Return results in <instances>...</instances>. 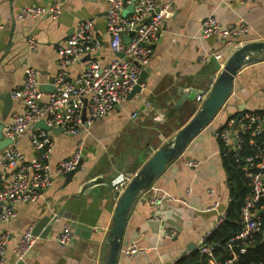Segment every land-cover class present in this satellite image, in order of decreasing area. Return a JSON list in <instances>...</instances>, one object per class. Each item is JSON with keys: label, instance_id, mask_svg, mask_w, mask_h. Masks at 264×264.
I'll return each instance as SVG.
<instances>
[{"label": "crops", "instance_id": "crops-1", "mask_svg": "<svg viewBox=\"0 0 264 264\" xmlns=\"http://www.w3.org/2000/svg\"><path fill=\"white\" fill-rule=\"evenodd\" d=\"M56 1L59 0H0L3 123L22 108L11 93L23 84L26 66L37 68L41 84L47 87L45 91H52L59 69L57 49L82 21L94 19L95 34L103 45L70 65L67 69L70 75L78 74L95 56L107 62L115 55L109 47L106 0H63V10L56 19L45 15L26 20L17 17L25 6H48ZM173 3L174 10L165 19L152 58L143 70L147 77L141 90L129 94L96 120L86 134L70 135L63 131L54 134L50 165L54 168L73 155L83 140L81 166L70 175H54L52 185L39 199L18 203L17 217L0 221V235L6 231L10 235L6 264L17 263L13 250L24 231L31 226L34 229L47 216L54 222L51 231L46 237L38 235L23 257L25 264H103L107 236L121 194L113 180L133 177L156 149L193 116L202 102L197 96L208 94L236 45L264 38V0H173ZM210 15L224 26L248 24L250 31L233 47L216 36L204 37L201 25ZM31 36L36 40L35 49L29 47ZM214 53H221L222 57L201 60L202 55ZM184 91H189V96L178 104ZM244 109L264 112V61L250 64L236 75L234 90L217 117L139 194L129 213L119 264L177 261L196 249L201 237L214 230L216 217L229 207L230 184L223 146L213 132ZM135 112L137 115L133 116ZM15 144L28 159L38 154L27 136L17 138ZM2 153L3 150L0 157ZM191 159L199 160L200 164L188 165ZM11 180V171L0 164L1 186H8ZM153 195L164 199L154 203ZM215 201L220 202L218 207L208 208ZM151 217L157 219L152 221ZM75 222L92 227L90 236L77 234ZM65 228L71 231L67 244L58 240ZM133 243L140 251L128 256L125 249ZM215 258L223 260L217 254Z\"/></svg>", "mask_w": 264, "mask_h": 264}, {"label": "built area", "instance_id": "built-area-1", "mask_svg": "<svg viewBox=\"0 0 264 264\" xmlns=\"http://www.w3.org/2000/svg\"><path fill=\"white\" fill-rule=\"evenodd\" d=\"M107 2V32L110 35L109 47L114 57L103 62L96 56L89 64L75 76L70 75L68 67L77 63L85 54L98 51L103 43L95 34V21H82L75 32L64 39L59 45V69L54 78V90L45 91L41 88L40 71L32 66H26L23 84L13 92V98L21 105V110H15L10 119L4 122L5 135L13 140L3 149L0 164L11 171L12 180L6 187L0 183V221L8 222L18 215L16 205L20 202L36 201L42 192L53 183L54 175L69 174L74 171L82 160L83 140H81L73 155L60 161L56 167L49 163L50 154L54 146V133L35 124L44 120L53 127H61L64 133L70 135H84L91 125L104 117L117 104L124 101L134 86L144 68L149 64L158 41L162 25L174 10L173 0H106ZM133 3L132 12L123 14L128 4ZM64 1L59 0L48 6L29 5L23 7L17 17L26 20L31 17L48 16L56 19L60 16ZM250 31L245 23L224 26L215 16L206 17L201 25L204 37L216 36L232 47L243 35ZM130 37L128 43L124 37ZM29 47L36 48L33 36L28 39ZM220 58L221 53L202 55L201 60L207 61L211 57ZM143 85V84H142ZM206 95L200 93L197 99L203 100ZM85 99L87 103L85 104ZM86 106V118L83 109ZM137 113H133L136 116ZM237 125L240 126L237 129ZM264 136V112L255 109H244L242 117L237 123L230 119L227 125L214 130V136L221 142L224 154L238 153L243 147L244 135ZM27 136L37 155L27 158L25 153L15 144L19 137ZM255 139H251L254 142ZM244 174L250 188L241 207V230L231 236L226 242L230 255L223 260H217L214 245L207 243V233L201 237L196 249L209 258V264H236L239 253L244 252L249 243L256 241L257 234H262L264 228L261 211L264 210V149L245 157ZM190 166H198L199 160L187 161ZM132 177L122 176L113 180V185L122 192ZM1 182V181H0ZM191 188L187 189V193ZM213 189L210 190L212 194ZM164 197L153 195L152 202H161ZM167 199H171L168 197ZM185 202V198H181ZM219 201L213 202L208 208L218 207ZM151 217L150 220H156ZM227 220V211L220 212L215 219V228L220 227ZM214 228V229H215ZM170 234V233H169ZM173 235V232L170 234ZM38 240L33 227L27 228L14 247V255L19 259L30 251ZM59 242L67 244L71 241V231L65 228L58 236ZM10 235L6 231L0 235V264H6L7 247ZM140 251V247L133 243L125 249V254L132 256ZM165 262L162 264H173Z\"/></svg>", "mask_w": 264, "mask_h": 264}, {"label": "water", "instance_id": "water-1", "mask_svg": "<svg viewBox=\"0 0 264 264\" xmlns=\"http://www.w3.org/2000/svg\"><path fill=\"white\" fill-rule=\"evenodd\" d=\"M134 4L130 3L123 10V14L132 12ZM130 37L125 36L124 42L128 43ZM90 56V54L88 55ZM264 61V38L247 40L236 45L227 55L225 62L216 76L213 86L204 99L202 100L198 110L193 116L185 122L174 135L162 143L143 166L135 173V175L127 183L121 192L113 214V223L107 236L108 249L103 264H119L120 253L122 248V239L127 225L129 213L138 199L139 194L147 189L153 181L159 177L168 167V165L178 158L188 144L221 112L226 102L230 98L234 90V82L236 75L246 66ZM147 74L145 71L139 77L138 83L129 93L131 95L141 90L142 84L145 82ZM41 88L46 90V85L41 84ZM54 90V85L52 87ZM12 94V93H11ZM189 96V91H184L178 104L183 102ZM10 101L8 102L9 105ZM87 99H85V104ZM177 107V105L175 106ZM87 108L83 109V118H86ZM242 117V112L237 113L235 123ZM4 123L0 121V151L7 145L13 143L3 131ZM35 127H42L46 130H52L54 134L62 131L61 127L48 126L44 120H40ZM82 160L76 171L81 166ZM74 171L69 173L72 174ZM264 213V210L261 211ZM51 217L47 216L41 219L34 227V233L41 237H46L51 231L54 222H50ZM73 228L77 234L89 237L92 227L75 222ZM193 247H189L192 250ZM16 264H25L23 259L17 261Z\"/></svg>", "mask_w": 264, "mask_h": 264}, {"label": "trees", "instance_id": "trees-1", "mask_svg": "<svg viewBox=\"0 0 264 264\" xmlns=\"http://www.w3.org/2000/svg\"><path fill=\"white\" fill-rule=\"evenodd\" d=\"M237 113L230 119H236ZM227 123L221 127L226 126ZM251 139H255L251 142ZM258 148L264 149V136H251L249 132L244 135L243 147L238 153V158L234 152H227L225 156V165L229 175V194L230 203L227 209V220L218 228L214 229L207 237V243L214 245V253L220 259L230 255L227 250L226 242L228 239L237 234L241 228V207L247 194L250 191L248 180L244 174L243 166L245 157L257 152ZM262 227L264 228V213H261ZM173 264H209L208 256L202 254L200 250L194 249L189 254L184 255ZM236 264H264V239L262 234H257L256 241L249 243L244 252L239 253V259Z\"/></svg>", "mask_w": 264, "mask_h": 264}, {"label": "rangeland", "instance_id": "rangeland-1", "mask_svg": "<svg viewBox=\"0 0 264 264\" xmlns=\"http://www.w3.org/2000/svg\"><path fill=\"white\" fill-rule=\"evenodd\" d=\"M240 128V126L239 125H237V129H239Z\"/></svg>", "mask_w": 264, "mask_h": 264}]
</instances>
